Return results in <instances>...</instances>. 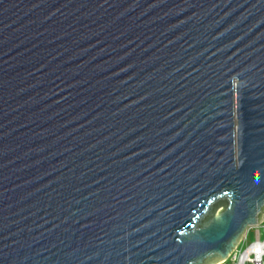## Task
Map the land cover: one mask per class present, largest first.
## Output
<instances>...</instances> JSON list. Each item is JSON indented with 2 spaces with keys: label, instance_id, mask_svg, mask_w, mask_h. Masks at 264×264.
Returning a JSON list of instances; mask_svg holds the SVG:
<instances>
[{
  "label": "water",
  "instance_id": "95a60500",
  "mask_svg": "<svg viewBox=\"0 0 264 264\" xmlns=\"http://www.w3.org/2000/svg\"><path fill=\"white\" fill-rule=\"evenodd\" d=\"M263 216L264 0H0V264H223Z\"/></svg>",
  "mask_w": 264,
  "mask_h": 264
},
{
  "label": "built area",
  "instance_id": "2783aa9c",
  "mask_svg": "<svg viewBox=\"0 0 264 264\" xmlns=\"http://www.w3.org/2000/svg\"><path fill=\"white\" fill-rule=\"evenodd\" d=\"M262 231V232H261ZM264 216L259 224L248 227L242 236L239 246L225 263L230 264H264ZM254 234V240L248 243V234Z\"/></svg>",
  "mask_w": 264,
  "mask_h": 264
},
{
  "label": "rangeland",
  "instance_id": "374dc122",
  "mask_svg": "<svg viewBox=\"0 0 264 264\" xmlns=\"http://www.w3.org/2000/svg\"><path fill=\"white\" fill-rule=\"evenodd\" d=\"M261 235H262V237H264V232ZM253 240H254V234L253 233H249L248 234V243L252 242ZM215 264H222V263L217 262ZM223 264H230V263L227 262V263H223Z\"/></svg>",
  "mask_w": 264,
  "mask_h": 264
}]
</instances>
